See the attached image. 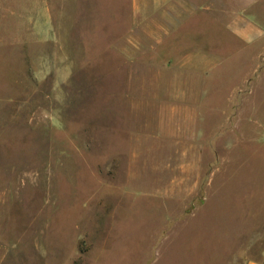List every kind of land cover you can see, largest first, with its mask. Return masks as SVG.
Instances as JSON below:
<instances>
[{"label":"rangeland","instance_id":"obj_1","mask_svg":"<svg viewBox=\"0 0 264 264\" xmlns=\"http://www.w3.org/2000/svg\"><path fill=\"white\" fill-rule=\"evenodd\" d=\"M199 1L165 35L149 0H0V264L264 263V0L245 39Z\"/></svg>","mask_w":264,"mask_h":264},{"label":"crops","instance_id":"obj_2","mask_svg":"<svg viewBox=\"0 0 264 264\" xmlns=\"http://www.w3.org/2000/svg\"><path fill=\"white\" fill-rule=\"evenodd\" d=\"M149 1H153V7H155L160 16L162 17L163 16V19H164V23H163V26L166 28L164 33L165 35H167L168 33L171 32V30L169 29L170 27H174V26H178L179 23H177L175 21V16L173 14V12H176L178 10H182V11H185L186 12H194V10H197L196 8H200V10H205L206 11H212L213 9V6H212V1H210L209 3L208 2H201L202 5L199 4V2H196L198 0L195 1V4H192L191 1L192 0H149ZM247 1H250V0H237L235 8L233 7V10L231 12V17H233L232 21H229L228 23V28L229 30L232 32V33H235V34H238V35H241L243 39L246 38V35L247 34H250L252 33L253 31H255L249 24V22H251V20L248 19L247 21V18L248 17H252L254 18V22L257 24V26L254 24L252 25L254 28L256 27V29L259 31V32H262V27H261V24H259L257 22V12H255L253 15L251 14H248V17H247V9L250 8V3L246 4ZM253 4H255V11H256V8H257V3H260L261 0H253ZM199 5V6H198ZM260 28V29H259ZM166 38L163 39V42L165 41ZM247 264H264L263 262L261 261H258V260H250L247 262Z\"/></svg>","mask_w":264,"mask_h":264}]
</instances>
